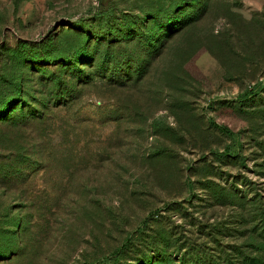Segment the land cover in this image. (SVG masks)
Segmentation results:
<instances>
[{
	"label": "rangeland",
	"instance_id": "rangeland-1",
	"mask_svg": "<svg viewBox=\"0 0 264 264\" xmlns=\"http://www.w3.org/2000/svg\"><path fill=\"white\" fill-rule=\"evenodd\" d=\"M122 244L264 264V0H0V264Z\"/></svg>",
	"mask_w": 264,
	"mask_h": 264
},
{
	"label": "trees",
	"instance_id": "trees-1",
	"mask_svg": "<svg viewBox=\"0 0 264 264\" xmlns=\"http://www.w3.org/2000/svg\"><path fill=\"white\" fill-rule=\"evenodd\" d=\"M189 4H193V1H190ZM183 7V6H182ZM184 8V7H183ZM191 10L189 12H185V13H188V14H185V18H189V16L191 17ZM107 31V30H106ZM109 33V35L107 36L106 40H110L112 37V34L110 33V31H107ZM91 35V38H94L96 41L99 40V36L96 35V34H90ZM101 35V34H100ZM85 39V38H84ZM84 46V44L82 45ZM80 47V46H77L75 51H79V47L83 49V51L85 50L83 47ZM157 46L154 45L153 48L155 49ZM112 49H109V50H106L104 51V56L102 57V60L104 62L105 60V56H109L110 57V60L113 62L114 58L113 56H115L114 53H112ZM49 57V56H48ZM87 57H90V56H87ZM53 58V57H51ZM35 59L36 60H48V58L46 56H42L40 55V57H38L37 55L35 56ZM138 61L136 60V63ZM140 64V63H139ZM139 64L138 66L135 67V70L138 69L139 67ZM75 70H78V67L76 66L75 67ZM82 72V71H81ZM126 72V71H125ZM78 75V73H76ZM54 78V83L58 84L59 83V79H58V76L54 75L53 76ZM52 78V79H53ZM110 79H115L113 81H118L119 78H114L112 76H109ZM121 81V80H120ZM17 99H19V96H17ZM6 114V113H5ZM2 116H5L3 113L1 114V117ZM161 241V240H159ZM122 248H123V244L115 249H113L110 253H109V257H111V261H110V264H115V261H117L116 256L117 255H120V252L122 251ZM144 254H142L141 256H135L136 258V262L137 264H143L144 262L146 264H154V262H157L159 264H186V262H188V258H184V257H181V258H178V262L177 263H172L169 258L166 256V254L164 253V250L160 247V246H157V245H149V246H146L144 248ZM116 255V256H115ZM140 257H141V260H140ZM191 258V256H190ZM191 261L193 262H190V264H201L202 261L199 260L198 258H191ZM200 261V262H199ZM82 264H87V263H82Z\"/></svg>",
	"mask_w": 264,
	"mask_h": 264
}]
</instances>
